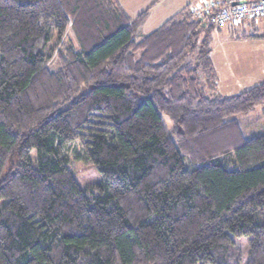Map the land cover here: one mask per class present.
I'll list each match as a JSON object with an SVG mask.
<instances>
[{
    "label": "trees",
    "instance_id": "16d2710c",
    "mask_svg": "<svg viewBox=\"0 0 264 264\" xmlns=\"http://www.w3.org/2000/svg\"><path fill=\"white\" fill-rule=\"evenodd\" d=\"M159 1L0 0V264H238L241 236L264 264V134L231 118L264 81L215 94L221 26L186 6L143 35Z\"/></svg>",
    "mask_w": 264,
    "mask_h": 264
},
{
    "label": "crops",
    "instance_id": "0c3cea01",
    "mask_svg": "<svg viewBox=\"0 0 264 264\" xmlns=\"http://www.w3.org/2000/svg\"><path fill=\"white\" fill-rule=\"evenodd\" d=\"M125 13L134 18L149 6H151L156 0H117ZM202 0H160L158 4L152 9L148 19L141 28L143 35L150 34L157 29L163 22L172 17L186 6H196ZM264 19V18H262ZM259 20V19H258ZM262 24V22H260ZM255 21H243L234 28V34L232 38L234 41H247L257 42L256 45H250L251 47L246 50L245 53L238 56H233L234 72H230L231 76H217V88L221 89V95H231L241 90L248 88L254 84L264 81V39L255 38V36H261L264 34L255 35L254 32L261 33L264 28ZM227 29L228 33L231 31L228 26H222ZM247 28L248 30H246ZM239 31V32H238ZM232 32V31H231ZM237 48L242 49V45L235 46V49L231 50L236 52ZM236 55V53L234 54ZM233 61V60H232ZM213 64V60H212ZM215 73L217 72L214 67ZM218 74V73H217ZM217 92V91H216Z\"/></svg>",
    "mask_w": 264,
    "mask_h": 264
},
{
    "label": "rangeland",
    "instance_id": "374dc122",
    "mask_svg": "<svg viewBox=\"0 0 264 264\" xmlns=\"http://www.w3.org/2000/svg\"><path fill=\"white\" fill-rule=\"evenodd\" d=\"M256 23H260V25L264 28V19L260 18L259 20H253ZM248 30L247 28H245ZM239 32V31H238ZM255 35L264 34V31L261 33L254 32ZM69 35V39H70ZM242 45L243 48H237L236 52H232L235 46ZM256 45L259 47L260 44L257 42H247V41H234L232 38V32L228 33L227 29L224 27L217 28L212 36V53L211 59L213 60V67L216 68V75L225 77L231 76L230 72H234L236 70L233 68L234 65L233 56L242 55L246 52L251 46ZM236 53V55H234ZM233 60V61H232ZM232 69H234L232 71ZM218 73V74H217ZM222 89V88H221ZM221 89H217L215 94H222ZM264 109L263 106H258L251 110L248 113L240 114L231 117L232 119H238L241 122L242 129L244 130L246 137H256L261 134H264V122L261 118V111ZM164 125L169 128L170 124L166 117H163ZM74 151H78L73 153ZM67 155L69 156V164L68 167L74 175L77 183L81 187H86L92 184L99 183L101 181V177L95 167L85 160L83 151L81 153L77 146L70 145L66 150ZM248 237H233L234 248L237 253V262L238 264H246L248 260Z\"/></svg>",
    "mask_w": 264,
    "mask_h": 264
},
{
    "label": "built area",
    "instance_id": "2783aa9c",
    "mask_svg": "<svg viewBox=\"0 0 264 264\" xmlns=\"http://www.w3.org/2000/svg\"><path fill=\"white\" fill-rule=\"evenodd\" d=\"M191 12L205 23L228 26L234 34L243 21L264 18V0H202Z\"/></svg>",
    "mask_w": 264,
    "mask_h": 264
}]
</instances>
